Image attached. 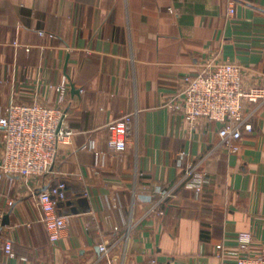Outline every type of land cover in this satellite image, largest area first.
I'll list each match as a JSON object with an SVG mask.
<instances>
[{
	"label": "crops",
	"instance_id": "crops-1",
	"mask_svg": "<svg viewBox=\"0 0 264 264\" xmlns=\"http://www.w3.org/2000/svg\"><path fill=\"white\" fill-rule=\"evenodd\" d=\"M222 62L240 67L243 88L264 87V0H0V114L10 103L61 108L73 131L48 174L0 178V264H234L264 253V102L245 103L253 131L236 153L217 123L167 108L185 75ZM122 115L133 132L117 154L106 125ZM190 164L206 178L186 179ZM60 182L72 204L57 208L65 226L51 243L37 194Z\"/></svg>",
	"mask_w": 264,
	"mask_h": 264
},
{
	"label": "built area",
	"instance_id": "built-area-1",
	"mask_svg": "<svg viewBox=\"0 0 264 264\" xmlns=\"http://www.w3.org/2000/svg\"><path fill=\"white\" fill-rule=\"evenodd\" d=\"M233 12V7H230L229 13ZM39 34L44 35L43 32ZM66 87L67 81L63 78L55 89L63 94ZM260 102H264V87L243 88L242 72L238 65L230 62L215 65L206 63L196 76L185 75L182 78L181 87L167 103V108L180 112L183 119L191 125L200 118L217 123L221 145L229 153H236L240 149L239 141L243 134L253 131L249 117L244 115L245 103L252 105ZM132 125V115H122L107 123V146L111 152L118 154L127 149L132 138ZM0 135L3 146L0 178L17 176L27 182L50 172L59 150L70 145L73 131L67 124L64 109L38 103H10L0 114ZM190 176L196 180H204L206 173L190 164L186 179ZM200 190L197 187V191ZM173 192L172 189L160 193L161 202L171 197ZM66 200L65 184L62 182L37 194L40 222L51 243L60 239L64 229V217L58 213L57 208L59 203ZM9 205H12V201ZM162 213L163 211H159V214ZM2 217L3 212L0 210V225ZM252 241L250 233L242 232L237 235V243L242 251H248ZM3 248L8 256H14L10 240H5ZM99 251L105 256L108 248L102 244L99 245ZM234 264H264V253L247 254Z\"/></svg>",
	"mask_w": 264,
	"mask_h": 264
},
{
	"label": "water",
	"instance_id": "water-1",
	"mask_svg": "<svg viewBox=\"0 0 264 264\" xmlns=\"http://www.w3.org/2000/svg\"><path fill=\"white\" fill-rule=\"evenodd\" d=\"M45 190H46V188L40 190L39 192L45 191ZM71 204L72 203L70 201H66L65 203H59L58 207H62L64 205L71 206ZM7 224H9V215L8 214L3 217V220H2V223H1V227H3L4 225H7Z\"/></svg>",
	"mask_w": 264,
	"mask_h": 264
}]
</instances>
